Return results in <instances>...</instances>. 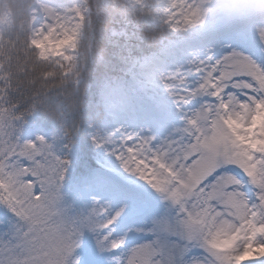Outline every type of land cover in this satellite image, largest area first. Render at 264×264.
<instances>
[{"label":"snow or ice","instance_id":"snow-or-ice-1","mask_svg":"<svg viewBox=\"0 0 264 264\" xmlns=\"http://www.w3.org/2000/svg\"><path fill=\"white\" fill-rule=\"evenodd\" d=\"M105 109L138 118L88 133ZM82 130L106 155L83 150L71 215ZM0 208V264H264V0L0 11Z\"/></svg>","mask_w":264,"mask_h":264},{"label":"trees","instance_id":"trees-1","mask_svg":"<svg viewBox=\"0 0 264 264\" xmlns=\"http://www.w3.org/2000/svg\"><path fill=\"white\" fill-rule=\"evenodd\" d=\"M17 2H18V0H0V11H3L5 9L14 8L15 5L17 4ZM118 74L123 75V73H118ZM87 75H88L90 82L92 84L93 94L85 99V103L86 104H92L94 102V100L97 98L95 95V89H97L99 86H101L102 83L106 82L107 79H106V76L102 70H100L98 68H92L91 66H89V68L87 70ZM37 119H41V118L37 117ZM99 119L94 120L95 127L97 126ZM45 125H47V127H50L51 123H49L46 120ZM57 129H58V127H57ZM53 130H54V127L50 128V132H52ZM89 130H91V129H89ZM87 132H89V131L87 130ZM85 135H86V132L84 130H82L80 135L78 136L79 148H80V150H84L86 147L87 151L91 154L92 150L94 149V144L91 143L90 137L87 141H85V139H84ZM75 149L76 148L72 149V154L75 152ZM69 158L71 159V156ZM75 165H76V169H75V171L69 172V176H68L67 182L65 184V188H64L65 203L69 207V212L71 215H78V214L85 212L87 209V206H88V202L81 201L80 199H78L73 194L75 187L86 178L85 173H83L81 171V169L78 165V161H76ZM1 214L2 215H0V216H3L4 211Z\"/></svg>","mask_w":264,"mask_h":264},{"label":"rangeland","instance_id":"rangeland-1","mask_svg":"<svg viewBox=\"0 0 264 264\" xmlns=\"http://www.w3.org/2000/svg\"><path fill=\"white\" fill-rule=\"evenodd\" d=\"M77 3V0H51L52 6L56 7L60 11H64L69 7L74 6ZM109 115V123L112 127H120L121 125L127 126V123L129 120L138 118L136 113H130V114H122L120 119L117 120L112 116V114L108 111ZM45 132V131H44ZM103 151L100 150V153ZM105 155L101 156L104 157ZM248 191L250 194L253 193L252 187L249 185L248 186ZM98 198V197H97ZM252 198L255 199L254 194L252 195ZM142 234H137V237H140ZM129 245L132 246V241H129ZM104 264V263H103ZM107 264H115V262L112 260V257L110 255L109 261Z\"/></svg>","mask_w":264,"mask_h":264},{"label":"clouds","instance_id":"clouds-1","mask_svg":"<svg viewBox=\"0 0 264 264\" xmlns=\"http://www.w3.org/2000/svg\"><path fill=\"white\" fill-rule=\"evenodd\" d=\"M101 2H102V0H101ZM83 70V69H82Z\"/></svg>","mask_w":264,"mask_h":264}]
</instances>
